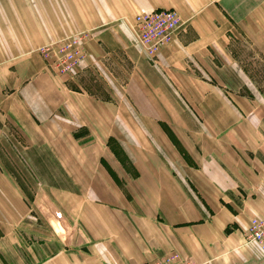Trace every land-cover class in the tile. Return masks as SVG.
<instances>
[{
    "label": "crops",
    "instance_id": "1",
    "mask_svg": "<svg viewBox=\"0 0 264 264\" xmlns=\"http://www.w3.org/2000/svg\"><path fill=\"white\" fill-rule=\"evenodd\" d=\"M158 10L176 11L189 30L151 65L132 28L136 14ZM85 31L81 76L112 99L71 89L38 52ZM243 35L264 52V0H0V125L39 144L81 141L87 128L102 145L68 150L70 187L45 184L51 223L0 168V264H150L172 254L256 264L262 252L244 234L264 219V98L235 66L230 45ZM123 92L141 94L140 118L113 112ZM175 94L202 116H180Z\"/></svg>",
    "mask_w": 264,
    "mask_h": 264
},
{
    "label": "rangeland",
    "instance_id": "2",
    "mask_svg": "<svg viewBox=\"0 0 264 264\" xmlns=\"http://www.w3.org/2000/svg\"><path fill=\"white\" fill-rule=\"evenodd\" d=\"M140 14V13H138ZM136 14V16L138 15ZM182 18V17H181ZM184 21V20H183ZM185 22V21H184ZM186 23V22H185ZM188 25V24H187ZM187 25L183 30H181L177 36L175 37L174 41L178 38L179 34L183 32V34L188 33ZM187 29V30H186ZM134 34L136 33L135 28H132ZM83 38L82 43H80V49L78 52L73 50L71 47L66 45L59 46L58 43L63 40H70L73 35H70L66 38H63L58 41L51 42L52 44H57V48L55 49L54 55H58L60 58H64L65 55L67 56V60L71 61L74 58L78 57L81 54L85 55V59L87 60L88 56V48H89V38H90V31L80 32ZM79 34V33H77ZM81 37V38H82ZM137 36L135 35V38ZM80 38V39H81ZM229 40L230 37H229ZM138 41V40H137ZM49 43V44H51ZM47 44V45H49ZM45 45V46H47ZM42 46L38 49L39 54L43 58L45 62L49 65L51 70L55 73L54 76L58 78L60 81L65 82L71 89H82L86 91L88 94H91L94 99L97 101H102L103 99H112L109 93H105L103 90L105 89L103 84H101L98 80V83H95L94 77L90 74L85 76H81L85 69V61H80L79 67L76 66L77 62L70 64V66H58V68H54L52 61L47 60L48 53H43ZM141 47V46H140ZM82 48V49H81ZM142 54L148 60L149 64L152 65L150 58L146 56L142 48H140ZM230 49L233 52V59L235 66L239 70H243L246 75L245 80L249 84H254L260 91L261 98H264V52L259 50L251 41L243 35L239 41H235L233 38V42L230 45ZM46 54V55H45ZM70 56V57H69ZM151 60V61H150ZM106 64V63H105ZM228 65V64H227ZM107 66V64H106ZM79 68L77 71L74 69ZM56 70H54V69ZM104 68V67H103ZM231 66H228V70ZM105 69V68H104ZM74 72V73H72ZM77 72V73H76ZM117 73H121V70L116 71ZM229 76L226 78L229 80V83L235 84V76L232 75L233 72L229 71ZM211 84H215L216 82L213 78L209 81ZM148 96V94H145ZM242 95V92L239 93ZM245 96H251L249 91L244 93ZM131 96V97H130ZM140 93H131L127 94L126 92L123 93H114V102L116 109H114V113L120 117H135L140 118V108L136 106V101L140 100ZM151 98H155L158 94H149ZM174 100L182 107L179 108L180 116L189 115L191 111H193L196 115L202 116L197 109H189L186 100L183 98L182 94H175ZM172 100V101H174ZM157 105L160 103V99L157 98L152 100V102ZM85 126V125H84ZM119 126H115L117 131L119 130ZM161 128L165 132H173L171 128L167 124H160ZM86 127V126H85ZM86 131L88 135L87 138L81 141L73 140V137H70V140H65L63 137L61 139L52 140L49 144L45 143H30L23 139L22 134L19 132L17 127H14L7 122L4 125H0V168L5 172V174L13 179V181L17 182L20 185V189L23 192L25 201L31 210V213L35 215L36 219L41 222L45 223L47 221L51 223L54 216H56V210L54 209L53 205L48 202L47 198L50 197L48 187L45 186L48 184L57 185L58 186H69L70 187V178L69 174L66 173L64 169L66 166L67 161L74 160L72 157L77 150L86 148L89 150L96 151L100 146L98 145L93 147L96 140H93L92 134L90 131H87V128H79L77 132ZM116 131V130H115ZM64 134V133H63ZM61 134V135H63ZM69 136V135H68ZM71 136V135H70ZM96 141V142H94ZM101 142L98 141V144ZM143 143V142H142ZM196 143V142H195ZM111 147H115L116 143L110 141L109 142ZM144 145V143H143ZM175 147L179 151L180 154H184L185 159L187 162L193 163L190 157V154L186 150V142L185 141H175ZM73 150L74 153L71 157L69 155L68 150ZM96 159V157H95ZM107 159V158H105ZM103 159V160H105ZM111 159V158H110ZM107 162V161H106ZM98 163V161H96ZM112 162H110L111 164ZM75 177L74 174H71ZM68 181V182H66ZM46 199V200H45ZM38 200V201H37ZM41 203V204H38ZM46 203V204H44ZM49 205V206H48ZM52 216L51 219L49 218V214ZM47 215V217H46ZM256 264H264V254L260 253L259 259L255 261Z\"/></svg>",
    "mask_w": 264,
    "mask_h": 264
},
{
    "label": "built area",
    "instance_id": "3",
    "mask_svg": "<svg viewBox=\"0 0 264 264\" xmlns=\"http://www.w3.org/2000/svg\"><path fill=\"white\" fill-rule=\"evenodd\" d=\"M185 26L186 23L183 21L181 16L174 10H158L153 12L140 13L136 16L134 22V28L136 31L138 42L144 53L151 60H155L160 54V52L163 50V48L170 45L174 41L177 34L181 30H183ZM82 34L84 33L75 34L72 37H69L71 38L70 40L63 39L58 43V45L60 47L66 45L68 47H71L73 50L77 51V53H79L78 49H80L81 47L80 43H82L83 38H85L82 37ZM56 45L57 44L51 43L42 48L43 53H48V56L46 54L45 55L48 58L47 60L52 61L54 68H58V66L62 65L70 66V64L74 62H77L76 66L79 67L80 61L86 60L84 54H81L76 58L71 55V57H73L71 61L67 60L68 55H65L63 59L58 57V55L53 56L55 49L57 48ZM78 67L74 70L77 71L80 68ZM244 239L247 244L256 245L264 254V219L253 218L250 221L249 227L244 234ZM150 264L196 263L189 259H183L179 255L172 254Z\"/></svg>",
    "mask_w": 264,
    "mask_h": 264
}]
</instances>
